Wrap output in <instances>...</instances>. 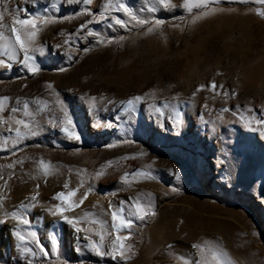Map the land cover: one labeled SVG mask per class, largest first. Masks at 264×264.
<instances>
[{
  "label": "rangeland",
  "instance_id": "1",
  "mask_svg": "<svg viewBox=\"0 0 264 264\" xmlns=\"http://www.w3.org/2000/svg\"><path fill=\"white\" fill-rule=\"evenodd\" d=\"M6 2L9 9H26L32 14L50 8V0ZM104 2L93 0L91 10H102ZM124 2L136 16L150 21L159 18L165 23L149 33L147 26L136 25L123 11H114L110 15L125 20L127 29L93 22L73 38L68 34L76 32L90 17L58 20L40 27L36 39L44 51L43 55L36 54L43 61L40 72L29 74L12 62L13 74H0V96L12 98L13 105L15 98H27L30 111L36 108L32 103L36 98L48 101L52 108L58 94L76 130L87 139L84 144L65 140L54 143L50 139L59 129L53 130L45 123L46 130L38 136L22 141L15 149L9 142L8 150H4L2 137L8 135L9 125H0V264H27L19 241L11 234L16 221L5 219L4 213L16 210L37 192L40 203L27 215L34 228L44 230L39 239L50 254L52 245L47 237L54 232L59 239L58 255L68 264H116L110 256L101 258L88 251L83 240L86 233L76 234L45 210L58 203L52 199L56 192L67 191L63 188L65 182L71 190L81 180L83 186L73 199L89 185L93 190L66 215L102 222L103 227L92 223L78 226L103 231L106 248L115 237L109 205L115 210L121 200L126 201L127 215L129 204L138 196L143 204L152 201L154 215L143 221L133 218L131 235L125 241L131 252L121 264H182L177 257L189 256L194 251L190 245L204 240L218 243L234 264H264V139L259 129L249 131L245 127L252 120V127L257 128L255 119H264V18L255 13L257 7L264 6L255 0H213L211 6L218 10L193 24L192 16L201 10L187 13L181 7L183 0H172L175 9L157 6L153 13L147 11L145 0ZM81 7L61 0L59 11L47 14L63 17ZM19 15L23 17V11ZM4 23L10 26V14H5ZM88 28L112 42L97 45L96 37L85 36ZM120 36L125 39L120 41ZM65 40L69 44H64ZM85 47L90 51L84 52ZM61 67L66 71H59ZM211 82L222 87L209 90ZM200 85L205 87L197 91ZM134 95L144 97L137 106L142 120L135 114H125L120 107V101ZM91 98H95L96 106L92 111ZM165 102L179 104L184 113L178 134L168 123L169 109H164L161 128L154 109L149 107ZM221 108L232 109L222 114L223 123ZM3 115L7 118L11 113L6 109ZM15 115L27 119L22 111ZM60 115L58 108H52L51 112L38 113L37 119L44 123L45 116ZM100 121H110L116 127L108 129ZM213 122L215 133L211 131ZM125 138L134 143H116ZM221 140L225 152L217 145ZM108 143L114 146L105 147ZM167 148L182 153H169ZM134 153L144 154L132 157ZM41 158L55 166L47 177L37 171L38 164L34 163ZM107 161L113 163L106 165ZM8 164L13 167L8 168ZM102 167L103 173L97 176ZM138 169L151 171L155 178L131 177L128 186L120 181L124 173ZM173 170L181 172V181L170 174ZM36 264L60 261L50 255L48 259L38 257Z\"/></svg>",
  "mask_w": 264,
  "mask_h": 264
},
{
  "label": "snow or ice",
  "instance_id": "2",
  "mask_svg": "<svg viewBox=\"0 0 264 264\" xmlns=\"http://www.w3.org/2000/svg\"><path fill=\"white\" fill-rule=\"evenodd\" d=\"M35 3V0H33ZM244 2V0H241ZM0 3H3V8H0V67H5L11 69L13 66L12 62L19 63L23 69L27 70V73L35 75L41 71L40 67L36 63V54L40 53L44 54L43 47L38 46L36 44V39L40 30V27L43 25H48L55 23L58 20H71L74 16L78 17L81 15H87L90 17L85 23H82L78 26L76 32L69 33L68 35L76 38L78 33L87 28L88 25L93 22L100 23L105 22L109 27L114 25L120 26V28L127 29L129 27L128 23L116 17L115 15H110L111 13L123 11L125 16L129 18V20L133 21L136 25L147 26V32L151 33L154 31L155 26L163 25L165 23L164 20L156 18L153 20L142 19L136 16L135 12L129 8V6L124 2V0H105L102 5V10L98 12H94L91 10L90 6L93 4V0H67L68 4H82L83 7L79 8L72 15L54 16L51 14H47L50 10H54L56 12L59 11V6L61 4V0H50V8H45L44 13H29L26 9H9L7 6L6 0H0ZM213 0H183L181 7L187 13L192 14L193 9H199L197 14L192 16L191 23H195L202 16H206L214 13L218 9L214 6H211ZM255 3L261 6H264V0H255ZM157 6L162 7L163 9H175L177 5L172 3V0H145V7L149 13H153L156 11ZM23 11L24 15L21 17L19 12ZM8 13L11 16V24L10 26L4 23L5 14ZM256 15L264 18V10L261 7H257L255 9ZM62 34V33H61ZM85 36H93L96 37L97 45H107L112 42V39L102 37L100 33H97L95 30L88 28L85 32ZM117 39L123 41L125 37L120 36ZM64 44H69L68 40L64 41ZM56 47H61L57 45ZM84 52L90 51L89 48L85 47L82 49ZM63 72L66 71L65 68L61 67L58 69ZM47 88L51 89L52 85L47 84ZM204 85H200L197 88L199 91L201 88H204ZM209 90L217 89L222 87L220 85H216L215 82H211L208 86ZM195 92L193 93V96ZM227 95V92H225ZM232 95H235V92H232ZM83 100L84 98L81 97ZM144 97L140 95H134L127 100L120 101V107L123 112L129 116L133 115L136 110L138 104L143 101ZM12 98L8 96H0V125L7 123L9 125L8 135L2 137V143L4 144V150H8L7 146L9 142L11 143V148L15 149L22 141L26 140L29 137H36L41 132L45 131V123L50 126L53 130L59 129V131L68 139L81 141V135L76 130V124L73 120L71 113L68 108L65 106L64 102L59 99L57 94V100L52 108H58L60 110L61 115L57 116H45L44 123H41L40 120L37 119L38 113H47L51 112L52 108L49 107V102L44 99H33L32 103L35 104L36 108L32 111L29 110V100L27 98H15V104H11L10 101ZM91 103L89 104V110L92 111L95 109V98H91ZM109 103L115 104V101H108ZM149 107L154 109V113L156 116V121L159 124V127L163 128L164 123L162 122V117L164 116V109H169L168 114V123L171 124L172 129L179 133L178 126H181L184 123V113L180 110L179 104H172L165 102L163 106L159 104L149 105ZM8 109L11 115L5 116L3 115L5 110ZM23 112V118H17L16 113ZM232 111V109L221 108L220 119L223 123V113ZM247 111H252L251 109H247ZM203 120V116L200 117ZM255 125L257 128L252 127V120H249L245 127L249 131H257L259 129V136L261 139H264V119H255ZM102 126H105L108 129H113L116 127L110 121H100ZM208 122L205 121V124ZM15 126L14 132L12 126ZM213 133L216 132V124L212 123ZM116 143H134L133 140H129L127 138L117 141ZM39 146V145H37ZM114 143H108L105 145L107 148H112ZM144 153H134L132 157L137 155H143ZM129 157H121L120 159H128ZM17 161H14L16 163ZM22 163V161H19ZM34 163L38 164L37 171L42 173L44 177L49 176L54 170L55 166H53L50 162H45L42 158L38 161H34ZM112 161H107L106 165L112 164ZM13 164H8V168H12ZM104 168L102 167L96 175L99 176L103 173ZM170 174L174 177L176 181H181V172L179 170H173ZM143 176L145 178L151 177L155 178L151 171L143 172L141 170H134L132 173H124L120 177V181L125 185H129V181L131 177H140ZM35 178V177H33ZM83 186V180L77 185L76 188L68 190V183L65 182L63 188L67 191H59L54 194L52 197L53 200L58 203L48 206L45 210L46 212L53 216L57 217L61 224H66L70 226L76 234H80L81 232L86 233L83 236V240L86 241L84 247L94 253L97 257L110 256L116 264H121L122 261L126 262V253L131 252V248L125 245V241L129 239L131 235V226L134 222L133 218L144 220L148 215H154V211L152 208V201L149 200L147 204L141 203L139 196L135 199V201L128 206L127 215H125L124 205L126 201L121 200L119 204L116 206L115 210H112V206L109 205V211L111 215V232L115 233L114 239L111 241V246L107 247L104 244L105 234L103 231L93 232L91 228H81L78 225L81 223H92V224H100L103 227V223L97 220L88 221L82 217H72L66 215V213H70L73 209L79 207L80 204L83 203L84 199L87 198L89 192H91L92 186L89 185L88 189L84 191L77 199H73L77 196V191L80 187ZM36 188H39V185H36ZM175 190V189H174ZM114 194V193H110ZM37 194L31 195L28 198V202L21 203L16 210L12 212H5V219L11 218L16 221V227L12 229L11 234L19 241V250L21 253L25 254V258L27 260V264H36L37 258L48 259L50 255H55L57 260L60 261V264H68L67 261H63L60 259L58 255V247H59V239L55 235V233L49 234L47 237L52 245V253L50 254L47 247L41 243L39 239V233L36 228L32 225L31 219L27 213L33 209L38 203H40L37 199ZM3 197L0 196V200ZM3 221H0L2 223ZM122 231H127V235H120L119 233ZM97 236L99 239H91L90 235ZM254 235L256 233H253ZM172 246L170 245L169 248ZM190 248L194 251L189 256L180 255L177 258L182 262V264H234V261L230 258L229 254L226 250H224L218 243H213L209 240H204L202 243H193L190 245ZM79 251V249H77ZM117 257L120 259L117 260Z\"/></svg>",
  "mask_w": 264,
  "mask_h": 264
},
{
  "label": "bare ground",
  "instance_id": "3",
  "mask_svg": "<svg viewBox=\"0 0 264 264\" xmlns=\"http://www.w3.org/2000/svg\"><path fill=\"white\" fill-rule=\"evenodd\" d=\"M45 8H48V7H43V9L39 12V13H43L44 12V9ZM61 10V9H60ZM262 10H264L263 8H262ZM259 17V16H258ZM262 19V18H261ZM36 58V63L38 64V66L40 67V65L43 63V61L42 60H40V59H38L37 57H35ZM9 74V75H11V74H13V70L12 69H8V68H5V67H0V74ZM136 116H137V118H139V119H143V116H142V114H141V112H140V110L137 108V110H136V112L134 113ZM8 132V131H7ZM13 132H14V129H13ZM81 135V134H80ZM31 139H33V137H29V138H27L26 140H24V141H27V140H31ZM50 140H53L54 141V143H58V142H60V141H63V140H65V141H68V142H71V143H78V144H84L85 142H87V139L85 138V137H83L82 135H81V141H76V140H70V139H68V138H66L60 131L59 132H57V134H55V135H53L52 136V139H50ZM218 146H219V148L223 151V152H225V150H226V148H225V145H224V142H223V140H221V142H220V144H217ZM166 151H168L169 153H176V154H178V155H180L182 152L180 151V150H177L176 148H167L166 149ZM188 158H191L190 156H188V155H186ZM138 170H141V171H143V172H148V171H145V170H143V169H138ZM264 174V173H263ZM224 175L223 174H220V177H223ZM264 176V175H263ZM263 178V177H262ZM37 230H38V233H41V234H44V230L42 229V228H37ZM125 245H126V242H125ZM118 258V257H117Z\"/></svg>",
  "mask_w": 264,
  "mask_h": 264
}]
</instances>
